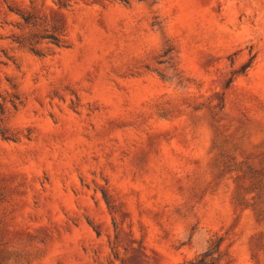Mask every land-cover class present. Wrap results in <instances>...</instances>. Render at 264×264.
<instances>
[{
	"label": "rangeland",
	"instance_id": "374dc122",
	"mask_svg": "<svg viewBox=\"0 0 264 264\" xmlns=\"http://www.w3.org/2000/svg\"><path fill=\"white\" fill-rule=\"evenodd\" d=\"M209 247L264 264V0H0V264Z\"/></svg>",
	"mask_w": 264,
	"mask_h": 264
},
{
	"label": "trees",
	"instance_id": "16d2710c",
	"mask_svg": "<svg viewBox=\"0 0 264 264\" xmlns=\"http://www.w3.org/2000/svg\"><path fill=\"white\" fill-rule=\"evenodd\" d=\"M253 58H254V56L250 57V60H249L248 64L246 65L247 67L250 66ZM229 81H230V79H229ZM105 199H106V196H105ZM106 201H107V199H106ZM211 249L212 248L209 247L207 250L201 252L197 257H195L193 259V261L190 264H214L213 262L215 259L211 255V251H210Z\"/></svg>",
	"mask_w": 264,
	"mask_h": 264
}]
</instances>
